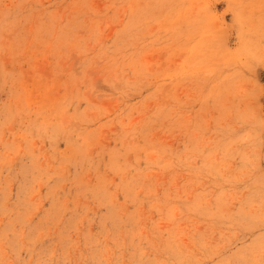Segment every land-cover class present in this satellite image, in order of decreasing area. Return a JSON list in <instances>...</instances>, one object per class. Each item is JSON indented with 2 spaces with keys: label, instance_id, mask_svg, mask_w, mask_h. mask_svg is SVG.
Instances as JSON below:
<instances>
[{
  "label": "rangeland",
  "instance_id": "1",
  "mask_svg": "<svg viewBox=\"0 0 264 264\" xmlns=\"http://www.w3.org/2000/svg\"><path fill=\"white\" fill-rule=\"evenodd\" d=\"M0 264H264V0H0Z\"/></svg>",
  "mask_w": 264,
  "mask_h": 264
}]
</instances>
